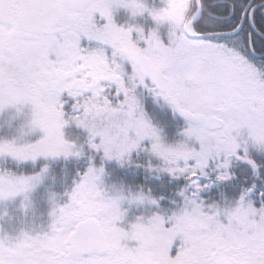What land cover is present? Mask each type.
<instances>
[{"label": "snow or ice", "instance_id": "6c2138e0", "mask_svg": "<svg viewBox=\"0 0 264 264\" xmlns=\"http://www.w3.org/2000/svg\"><path fill=\"white\" fill-rule=\"evenodd\" d=\"M0 264H264V0H0Z\"/></svg>", "mask_w": 264, "mask_h": 264}]
</instances>
